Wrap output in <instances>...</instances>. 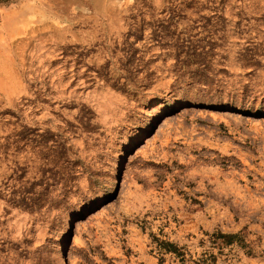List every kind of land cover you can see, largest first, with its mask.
Here are the masks:
<instances>
[{
    "label": "rangeland",
    "instance_id": "obj_1",
    "mask_svg": "<svg viewBox=\"0 0 264 264\" xmlns=\"http://www.w3.org/2000/svg\"><path fill=\"white\" fill-rule=\"evenodd\" d=\"M0 264H264V0H0Z\"/></svg>",
    "mask_w": 264,
    "mask_h": 264
},
{
    "label": "bare ground",
    "instance_id": "obj_2",
    "mask_svg": "<svg viewBox=\"0 0 264 264\" xmlns=\"http://www.w3.org/2000/svg\"><path fill=\"white\" fill-rule=\"evenodd\" d=\"M74 230V229H73ZM65 239V238H64ZM64 239L62 240V245H63V243H64Z\"/></svg>",
    "mask_w": 264,
    "mask_h": 264
}]
</instances>
